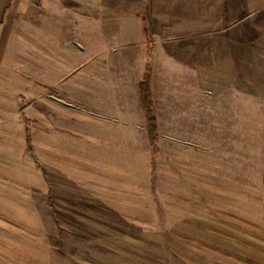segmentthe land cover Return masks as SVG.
Here are the masks:
<instances>
[{"label": "rangeland", "instance_id": "obj_1", "mask_svg": "<svg viewBox=\"0 0 264 264\" xmlns=\"http://www.w3.org/2000/svg\"><path fill=\"white\" fill-rule=\"evenodd\" d=\"M95 6L96 18L117 14L101 0ZM233 12L229 25L152 18L141 49L120 52L111 42L112 55L92 59L88 42L72 39L61 60L75 69L64 83L74 76L77 99L45 86L41 58L33 56L31 88L16 91L14 107L0 106L26 129L0 135V264H264V0H240ZM70 46L81 55L69 58ZM147 68L157 143L143 112L137 144L130 132L121 153L97 154L94 164L87 117L107 116L89 114L84 84L119 73L132 82ZM59 122L74 125L79 143L56 154Z\"/></svg>", "mask_w": 264, "mask_h": 264}, {"label": "crops", "instance_id": "obj_2", "mask_svg": "<svg viewBox=\"0 0 264 264\" xmlns=\"http://www.w3.org/2000/svg\"><path fill=\"white\" fill-rule=\"evenodd\" d=\"M101 1L104 10H114L117 14L108 19L96 18L95 0H39L38 5L34 0H0V106L10 103L14 107L16 91L31 88L33 56L41 58L39 79L45 86L72 95L73 99L79 96L80 91H77L74 84V76L69 84L64 83L69 75H75V69H66L61 60L66 57L64 47L70 45L72 39H76V43L88 42L87 57L91 59L97 55H112V50L108 48V43L111 42L118 45L120 52L123 49L133 52L143 47V28L147 20L160 18L161 25L178 27L209 26L215 23L229 25L231 22L228 20L234 16L233 11L240 9V0H131L130 5L128 0H118V4H112V0ZM255 2L256 0H248L250 4ZM83 3L87 6L86 12L82 13L79 8ZM128 9L134 12H125ZM155 10L163 12L152 15L151 18L150 11ZM77 16L82 18H73ZM218 19L226 21L217 22ZM165 20L167 22H164ZM100 25H114L116 29L113 32L97 29ZM33 39L38 40L39 44H33ZM167 39L170 40L169 37ZM64 41L68 44H63ZM97 41L103 45L100 53H96ZM70 48L74 53L67 55L69 58L80 56L83 51L73 46ZM33 51L38 53L33 54ZM53 59L60 60L53 63ZM143 73L141 71L139 76L132 77V82H128L127 75L122 77V73H119L120 76L113 77L110 82L96 83L93 79V82L90 80L84 84L86 104L91 111L89 114L99 112L107 116L95 119L92 116L87 117V149L88 153L93 155L94 164L97 154L121 153L122 148L128 145L130 132L132 145L137 144V140L133 139H136L138 134L145 135L144 115L138 93V84ZM93 74L96 78V71H93ZM152 89L156 101L154 83ZM11 95L13 97H10ZM64 115L67 118L69 116ZM110 117L111 120L108 119ZM60 124L55 129V146L51 144L56 148V154L62 152L65 146L71 149L79 143V135L75 134L77 129L74 125L69 122L67 128L68 124ZM47 127V124L43 127L46 134ZM25 131L20 117L14 113L0 112L1 137H14L15 134L19 135ZM10 146H14V143H9L6 147Z\"/></svg>", "mask_w": 264, "mask_h": 264}, {"label": "trees", "instance_id": "obj_3", "mask_svg": "<svg viewBox=\"0 0 264 264\" xmlns=\"http://www.w3.org/2000/svg\"><path fill=\"white\" fill-rule=\"evenodd\" d=\"M144 32H145V36L147 37V31ZM151 82H152L151 70L150 68H147L142 81L138 84V93H139L140 103L142 105L143 112L145 115L147 133L150 139V143L152 145H155L158 141L159 131H158L157 118L155 114L153 96L151 91Z\"/></svg>", "mask_w": 264, "mask_h": 264}]
</instances>
